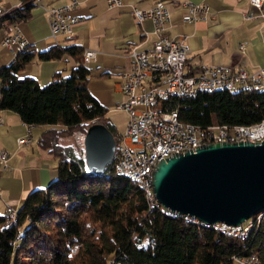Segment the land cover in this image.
<instances>
[{"label": "trees", "instance_id": "trees-1", "mask_svg": "<svg viewBox=\"0 0 264 264\" xmlns=\"http://www.w3.org/2000/svg\"><path fill=\"white\" fill-rule=\"evenodd\" d=\"M17 2L19 8L0 16V28L8 33L35 7V0ZM64 54L76 63L68 77L55 75L45 87L17 77L35 60ZM88 80L80 47L37 52L27 46L0 69V110L17 114L27 126L45 128L38 145L58 163L57 180L28 195L13 225L0 217V264H233L234 258L248 256L264 264V210L253 217L248 236L230 237L197 220L170 217L160 206L150 208L134 183L114 174L113 161L95 176L81 155L62 145L94 124L119 140L106 122L107 109L90 95ZM176 106L185 123L250 126L264 118V92L198 94Z\"/></svg>", "mask_w": 264, "mask_h": 264}, {"label": "crops", "instance_id": "crops-1", "mask_svg": "<svg viewBox=\"0 0 264 264\" xmlns=\"http://www.w3.org/2000/svg\"><path fill=\"white\" fill-rule=\"evenodd\" d=\"M158 1L165 2L173 14L172 22L166 26V35L172 39L183 38L190 47L188 74H197L204 66L243 69L248 73L264 68V5L261 17L251 8L249 0H122L120 7H109L105 0H80L72 11L77 19L72 26L74 35L55 38L49 29L51 11L66 6L70 0H35L27 21L14 25L10 33L0 28V69L18 54L2 45L3 38L16 31L27 46L37 52L53 47L63 50L80 47L83 52L91 51L95 58L86 64L89 69L87 88L107 109L106 122L113 125L109 115L124 101L120 91L122 76L131 70L129 50L138 47L141 51H149L157 40L151 21L138 22L133 10H149ZM184 2L209 6L208 20L196 23L177 20L183 13L181 4ZM16 4L17 0L0 1L5 9H12ZM250 14L254 19L247 18ZM75 68V61L64 54L58 60H35L17 77L33 78L43 86L55 75L68 77ZM0 120V150L9 154L8 167H0V217H5L8 208L19 211L30 193L45 190L57 180L58 163L38 145L45 128L33 126L31 142L18 146L17 141L26 134V125L10 111L0 110Z\"/></svg>", "mask_w": 264, "mask_h": 264}, {"label": "built area", "instance_id": "built-area-1", "mask_svg": "<svg viewBox=\"0 0 264 264\" xmlns=\"http://www.w3.org/2000/svg\"><path fill=\"white\" fill-rule=\"evenodd\" d=\"M105 1L109 7H120L123 3L122 0ZM79 4L80 0H70L66 6L51 11L49 29L53 38L74 35L72 26L77 19L72 11ZM249 4L263 17L264 0H249ZM19 7L20 3L14 8ZM181 8L183 13L177 20L184 23L205 22L210 16V8L205 4L184 2ZM9 10L0 6V14H6ZM133 16L138 22L150 20L157 40L149 51H141L138 47L129 50L131 70L124 73L120 86L124 101L116 106V110L125 112L128 119L115 146L113 172L121 178L144 182L146 201L151 208L160 206L152 191V174L160 159L194 152L196 139H203V146L205 140H212L213 144L260 143L264 140V118L250 126L213 125L204 128L180 121L176 106L178 101L190 97L192 90L233 93L238 87L256 86V93L264 92V68L248 73L243 69L204 66L197 74H188L186 67L190 47L183 38L172 39L166 35V26L172 22L173 14L165 2L158 1L146 11L133 10ZM247 18L252 20L254 15L250 14ZM2 45L14 54L18 51V45H27V42L16 31L6 35ZM94 58L95 53L83 52L84 64H89ZM32 128L26 125V134L17 141L18 146L31 142ZM8 157V152L0 150L1 168L8 167ZM6 219L8 226L15 223L17 215H14V209H7ZM246 225L247 221L238 227L224 224L213 227L220 232H234L236 228H245ZM233 260L239 264H252V256Z\"/></svg>", "mask_w": 264, "mask_h": 264}, {"label": "water", "instance_id": "water-1", "mask_svg": "<svg viewBox=\"0 0 264 264\" xmlns=\"http://www.w3.org/2000/svg\"><path fill=\"white\" fill-rule=\"evenodd\" d=\"M115 146L104 125L90 126L83 140L87 171L102 175ZM152 191L171 214L206 227H238L264 210V140L210 144L163 159L152 174Z\"/></svg>", "mask_w": 264, "mask_h": 264}, {"label": "bare ground", "instance_id": "bare-ground-1", "mask_svg": "<svg viewBox=\"0 0 264 264\" xmlns=\"http://www.w3.org/2000/svg\"><path fill=\"white\" fill-rule=\"evenodd\" d=\"M2 15L3 14H0V16H2ZM26 46L27 45H18V53L22 52ZM239 92H241V93H256V86L238 87V88H236L235 91H233V93H239ZM212 93H215V92H208V90H192V92L190 93V96H195L198 94H212ZM210 144H213L212 140H205V146L210 145ZM202 146H203V139H196L195 140V149L201 148ZM161 160H163V159H160V161ZM158 163H159V161H158ZM124 179H127L130 182L134 183L143 192L145 198L147 199V192L145 189L144 182L135 180L133 178H124ZM162 211L170 217L178 216L176 214H171L170 212H168L166 209H163V208H162ZM14 215H18L17 210H14ZM251 219H253V218H251ZM251 219H249V220H251ZM192 220L194 221L196 219H192ZM248 221H247V225L245 228H236L234 230V232H231V230H222V231L230 237L245 238L246 236H248V233L251 230H253V228L255 226L253 222H248ZM252 264H259L257 257H252Z\"/></svg>", "mask_w": 264, "mask_h": 264}, {"label": "rangeland", "instance_id": "rangeland-1", "mask_svg": "<svg viewBox=\"0 0 264 264\" xmlns=\"http://www.w3.org/2000/svg\"><path fill=\"white\" fill-rule=\"evenodd\" d=\"M48 85V84H46ZM46 85H43L41 87H45ZM110 118L113 123V125L116 128V131L118 134H123L124 128H125V123L127 116L124 112L122 111H113L110 113ZM84 134L81 133H76L72 135L70 138H65L64 140L61 141L63 146H69L72 147L73 150L76 152L77 155H81L83 157L84 151H83V140H84ZM249 220L248 222H251Z\"/></svg>", "mask_w": 264, "mask_h": 264}]
</instances>
